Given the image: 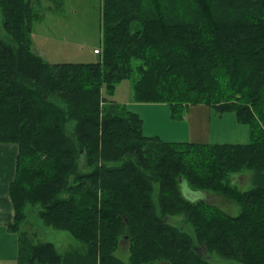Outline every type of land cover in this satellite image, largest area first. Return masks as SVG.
Wrapping results in <instances>:
<instances>
[{
    "label": "trees",
    "instance_id": "16d2710c",
    "mask_svg": "<svg viewBox=\"0 0 264 264\" xmlns=\"http://www.w3.org/2000/svg\"><path fill=\"white\" fill-rule=\"evenodd\" d=\"M0 11V143L19 148V264H264V0H102V57L90 63L35 53L34 0H0ZM126 79L134 102L168 104L173 117L196 105L234 112L250 142L146 136L141 116L111 98ZM247 171L253 187L242 190L233 181ZM182 181L240 213L193 202ZM29 207L82 247L36 243L21 230ZM125 241L128 262L116 256Z\"/></svg>",
    "mask_w": 264,
    "mask_h": 264
},
{
    "label": "rangeland",
    "instance_id": "374dc122",
    "mask_svg": "<svg viewBox=\"0 0 264 264\" xmlns=\"http://www.w3.org/2000/svg\"><path fill=\"white\" fill-rule=\"evenodd\" d=\"M36 8L43 13V17L35 22L32 33L33 47L35 53L52 63H90L101 60L102 53L96 54L95 49L102 52L103 47V25H102V0H34ZM0 38L9 40L7 33L2 27V13L0 11ZM133 79L122 81L112 95L117 103L132 110L133 101ZM209 108V106L204 105ZM190 107V106H189ZM179 110L181 117H173L175 120L188 121L186 123L167 122L163 110L153 115L147 113L146 122L152 130L161 128L162 131L172 127H180L185 131H192V106ZM172 115V109H171ZM143 118V117H141ZM144 119V118H143ZM209 121V118H208ZM157 124L160 125L157 127ZM210 127V125H209ZM251 138L250 128L247 124L237 120L234 112L217 113L214 110L212 121L211 143H249ZM188 140V139H185ZM190 142H198L191 141ZM236 178L233 182L242 190H249L253 187L251 180L252 172L247 171ZM184 195L192 200L207 199L237 216L240 213V206L235 202L226 200L213 193L193 190L187 184L182 190ZM39 207L27 208V219L21 225V230L33 234L36 243L52 242L60 253L69 249L80 248L82 243L76 240L69 232L48 227L38 216ZM180 219L181 217H177ZM190 232H192L190 230ZM193 234V233H191ZM128 241L122 243V247L116 252V256L125 262L129 261L130 252ZM219 263L235 264L234 261H218ZM167 264V263H162Z\"/></svg>",
    "mask_w": 264,
    "mask_h": 264
},
{
    "label": "crops",
    "instance_id": "0c3cea01",
    "mask_svg": "<svg viewBox=\"0 0 264 264\" xmlns=\"http://www.w3.org/2000/svg\"><path fill=\"white\" fill-rule=\"evenodd\" d=\"M196 106L198 107L192 108V106H190L188 109V113L191 108L193 110L191 132L185 131L184 129L182 130L180 127H172L164 131H162L161 128H157V130L154 131L151 126H148L145 115L149 112L155 115L159 111L158 108L164 111L167 122H188L173 119L171 115V106L168 104L131 102V111L144 118H142L143 132L148 137H159L166 142H190L191 139V141H198L192 143H211L214 110L204 105ZM158 126L160 125L157 124V127ZM18 153L19 148L17 144L0 143V264H19V235L18 232L11 228L15 221V211L10 195V185L14 181L16 174Z\"/></svg>",
    "mask_w": 264,
    "mask_h": 264
},
{
    "label": "clouds",
    "instance_id": "9594fccd",
    "mask_svg": "<svg viewBox=\"0 0 264 264\" xmlns=\"http://www.w3.org/2000/svg\"><path fill=\"white\" fill-rule=\"evenodd\" d=\"M187 187V182L186 181H182L181 182V189L183 190V189H185ZM193 202H195V201H193Z\"/></svg>",
    "mask_w": 264,
    "mask_h": 264
},
{
    "label": "built area",
    "instance_id": "2783aa9c",
    "mask_svg": "<svg viewBox=\"0 0 264 264\" xmlns=\"http://www.w3.org/2000/svg\"><path fill=\"white\" fill-rule=\"evenodd\" d=\"M96 54H100V51L97 49L94 51Z\"/></svg>",
    "mask_w": 264,
    "mask_h": 264
},
{
    "label": "bare ground",
    "instance_id": "6f19581e",
    "mask_svg": "<svg viewBox=\"0 0 264 264\" xmlns=\"http://www.w3.org/2000/svg\"><path fill=\"white\" fill-rule=\"evenodd\" d=\"M101 53H102V52H101ZM188 222H189V221H188ZM188 222H187V223H188Z\"/></svg>",
    "mask_w": 264,
    "mask_h": 264
}]
</instances>
